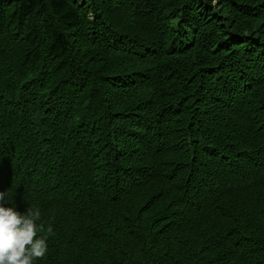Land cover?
Here are the masks:
<instances>
[{
	"label": "trees",
	"instance_id": "1",
	"mask_svg": "<svg viewBox=\"0 0 264 264\" xmlns=\"http://www.w3.org/2000/svg\"><path fill=\"white\" fill-rule=\"evenodd\" d=\"M0 191L34 264H264V0H0Z\"/></svg>",
	"mask_w": 264,
	"mask_h": 264
},
{
	"label": "clouds",
	"instance_id": "2",
	"mask_svg": "<svg viewBox=\"0 0 264 264\" xmlns=\"http://www.w3.org/2000/svg\"><path fill=\"white\" fill-rule=\"evenodd\" d=\"M5 196L0 191V264H34L46 255L53 229L38 223V208L29 206L22 214L14 207H5Z\"/></svg>",
	"mask_w": 264,
	"mask_h": 264
}]
</instances>
